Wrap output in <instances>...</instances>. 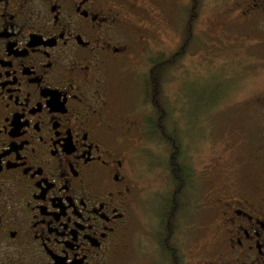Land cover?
<instances>
[{
  "label": "flooded vegetation",
  "instance_id": "obj_1",
  "mask_svg": "<svg viewBox=\"0 0 264 264\" xmlns=\"http://www.w3.org/2000/svg\"><path fill=\"white\" fill-rule=\"evenodd\" d=\"M168 1L0 0V264H264V82L229 121L238 164L217 173L212 159L203 202L172 174L171 197L153 224L143 218L144 121L123 115L117 81L162 40ZM222 3L223 34L264 26V0ZM200 18L189 11L187 34ZM228 40L242 56L244 41Z\"/></svg>",
  "mask_w": 264,
  "mask_h": 264
},
{
  "label": "rangeland",
  "instance_id": "obj_2",
  "mask_svg": "<svg viewBox=\"0 0 264 264\" xmlns=\"http://www.w3.org/2000/svg\"><path fill=\"white\" fill-rule=\"evenodd\" d=\"M221 6H224L222 0H201L200 30H197V33L193 31L190 36V44L183 60L174 61L167 67V71L160 75L163 79L162 103L169 115L167 118L169 134L167 133L166 137H161L158 133L161 131L155 129L161 119L154 120L155 128L153 126L148 128L149 126L145 125L148 122L147 118L151 120L157 116V112L148 102L145 90L149 79L148 69L153 60L162 54L166 58L169 55L170 60L171 54L177 49L180 37L188 33L187 21L191 6H183L182 0L165 2L164 28L161 30L163 41L158 44L150 43L154 50L140 47L137 60L132 66L135 73L129 72L126 68L123 80L117 81L122 88L120 109L123 115H134L137 117L136 120L144 121V134L141 135V141H137L140 147L138 167L146 189L144 200L146 204L148 202V209L143 218L150 224H153L154 213L156 211L157 215L160 213L163 200L171 197L172 162L182 166L176 173L181 179L174 180L181 186V190L184 187L186 190L189 185L187 202L199 199L203 202L206 194H210L208 179L213 158H217V173L226 171L225 159L231 158L230 164H238L235 161L236 151L229 152L227 143L234 145L235 137L239 138L240 134L232 131L229 121L237 119L240 111L237 101L244 95L249 93L250 96H260L264 93L253 92L257 89L258 81L264 82V50L256 48L257 42L264 43V26H243L245 27L242 28L243 34L228 31L223 34L222 27L227 20L223 19ZM153 14L155 11L148 9L145 19ZM156 25L158 22L150 26ZM237 28L238 26H233L229 29L234 31ZM228 36L238 37L244 41L243 47L239 46L237 50L242 56L231 55ZM162 47H165L168 54L160 51ZM245 73L248 74V78L243 79ZM255 81L254 88H250L249 85ZM225 84H230V88ZM220 85L225 86L218 88ZM235 88L239 89L235 91ZM223 97L234 101L231 107H225L228 103L222 102ZM134 116L133 118H136ZM168 136L178 141L177 151L172 148ZM242 137L235 145L243 146ZM241 159V155H238V160ZM240 169L241 165L239 171ZM185 176L188 177L189 183L184 180ZM186 209L188 210L187 204L183 207V210ZM144 222L145 225L149 224ZM140 228L142 229V226ZM188 239L190 240V236L185 235V244Z\"/></svg>",
  "mask_w": 264,
  "mask_h": 264
},
{
  "label": "trees",
  "instance_id": "obj_3",
  "mask_svg": "<svg viewBox=\"0 0 264 264\" xmlns=\"http://www.w3.org/2000/svg\"><path fill=\"white\" fill-rule=\"evenodd\" d=\"M200 4L201 0H195L192 1L191 7H190V14H192L193 22H195L199 16L200 13ZM195 6V9H194ZM192 22V23H193ZM192 32V31H191ZM192 33L186 34V38L183 41V45L178 46V48L171 54V58L165 57L164 55L159 56L158 58L154 59L151 63V67L148 69L149 71V79L147 86L145 88L147 94H148V102L150 103V106H152L155 111L157 112V116L154 119L148 120L145 123V125L149 126L148 128H151L152 126H156L154 124V120H160V124L157 125L158 127L155 128L156 131L160 130L161 132H158L161 137H166L168 135V126H167V118H168V110L166 109L165 105L162 103L163 101V79L160 78V75L165 73L167 71V67L173 63L176 60H183V57H185L189 44H190V36ZM167 63V65H163ZM229 103V102H227ZM170 109V108H169ZM171 110V109H170ZM144 126V125H143ZM168 133V134H167ZM169 141H171L172 148H175V151H177L179 145L178 141L175 139H170L169 136L167 137ZM180 169L179 164H173V174L176 175L177 170Z\"/></svg>",
  "mask_w": 264,
  "mask_h": 264
}]
</instances>
